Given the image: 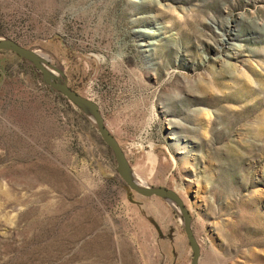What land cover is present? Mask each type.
<instances>
[{
    "label": "rangeland",
    "instance_id": "rangeland-1",
    "mask_svg": "<svg viewBox=\"0 0 264 264\" xmlns=\"http://www.w3.org/2000/svg\"><path fill=\"white\" fill-rule=\"evenodd\" d=\"M0 40L198 264H264V0H0ZM116 163L0 49V264H190Z\"/></svg>",
    "mask_w": 264,
    "mask_h": 264
},
{
    "label": "water",
    "instance_id": "water-1",
    "mask_svg": "<svg viewBox=\"0 0 264 264\" xmlns=\"http://www.w3.org/2000/svg\"><path fill=\"white\" fill-rule=\"evenodd\" d=\"M0 49H10L16 54L30 60L35 65V67L42 73L43 80L46 84H48L54 89L61 90L66 96L85 107V109H87L89 113L91 112L100 136L102 137L104 143L113 151L115 155L117 162L116 169L118 173L122 176V178L131 190L142 196H159L177 205L180 214L182 215L184 232L187 236L192 251V260L190 264H198L200 255L199 245L192 234L190 225L191 215L183 205L182 200L177 195V193H175L171 189L165 187L140 186V184H138L136 181H133L129 178V176L127 175V172L129 170H127L124 165V155L120 147L116 143L114 137L108 131L104 120L99 112L97 104L90 101L89 99L79 96L76 92H74L67 86L63 79H57L52 76L44 67L37 55L31 50L24 48L13 40H0Z\"/></svg>",
    "mask_w": 264,
    "mask_h": 264
},
{
    "label": "bare ground",
    "instance_id": "bare-ground-1",
    "mask_svg": "<svg viewBox=\"0 0 264 264\" xmlns=\"http://www.w3.org/2000/svg\"><path fill=\"white\" fill-rule=\"evenodd\" d=\"M90 115L92 116L91 112H90ZM92 119H93V116H92ZM127 175L129 176V178H130L131 180L136 181L134 176L132 177L130 174H127ZM136 182H137V181H136Z\"/></svg>",
    "mask_w": 264,
    "mask_h": 264
}]
</instances>
